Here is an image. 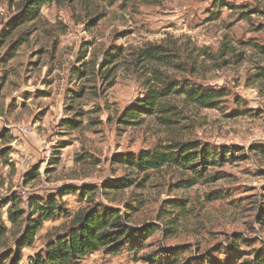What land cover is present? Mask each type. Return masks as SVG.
Masks as SVG:
<instances>
[{"label":"rangeland","instance_id":"374dc122","mask_svg":"<svg viewBox=\"0 0 264 264\" xmlns=\"http://www.w3.org/2000/svg\"><path fill=\"white\" fill-rule=\"evenodd\" d=\"M25 2L0 0V223L10 230L0 262L11 264L22 235L24 224L8 219L13 200L28 209L32 198L59 196L64 212L44 222L19 264L67 232L75 212L103 206L132 227L160 229L135 251L101 249L78 264L264 257V54L254 47L264 45V0H62L8 29ZM150 45L175 46L179 60L134 59ZM168 83L224 95L206 108L172 94L167 111L126 119ZM173 139L208 155L193 169L138 173L125 163ZM117 180L132 183L111 187Z\"/></svg>","mask_w":264,"mask_h":264},{"label":"trees","instance_id":"16d2710c","mask_svg":"<svg viewBox=\"0 0 264 264\" xmlns=\"http://www.w3.org/2000/svg\"><path fill=\"white\" fill-rule=\"evenodd\" d=\"M61 1L26 0L20 16L8 25V29L12 30L27 22L35 21L40 16L44 5ZM105 1L113 4L117 1L131 2L133 0ZM141 1L144 3H157L162 0ZM254 47L264 54V45L254 43ZM134 59L157 64H170L174 60H179V54L175 46L150 45L141 49ZM260 75L264 79V69ZM172 94L183 95L192 104L206 108L216 107L224 95L221 90L168 83L162 91L153 88L149 89L148 94L125 113L126 119H137L143 115L142 113L147 112L163 113L167 111L169 108V96ZM77 127V124L72 126V128ZM7 135L8 133L5 131L0 132V139L7 140ZM11 138L12 136L9 137V139ZM200 148V145L196 142L173 139L169 141V144L159 146L153 150H144L139 156L129 157L125 163L138 173L159 170L167 165L193 169L200 156L204 160L205 156L208 155L207 146ZM117 181L120 184H111V187L122 189L129 187L132 183L131 180L127 183L121 182V180ZM89 192L88 188L83 190L84 194ZM66 193L70 192L66 191ZM61 201V196L47 199L32 198L28 204V209H25L21 206V199L13 200L12 205L8 208V219L14 226H18L21 223L24 225L20 230L22 235L17 240V254L11 264H19L21 262V250L24 247L33 245L36 235L45 221L55 219L64 212ZM159 229V225L154 223L146 224L141 229L130 226L118 208L105 206L82 208L72 216L69 230L64 234H59L55 240H51L47 244L46 250L36 252L31 256L30 264H78L88 255L101 249H106L112 253H119L125 248L135 251L143 244L142 239L144 236H152ZM9 232L10 230L7 226L0 223V243L6 240ZM205 262L207 264H264V257L258 255L254 260H242L238 256H233L227 262H221L219 259L213 260L212 256L209 255Z\"/></svg>","mask_w":264,"mask_h":264}]
</instances>
